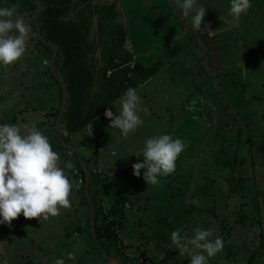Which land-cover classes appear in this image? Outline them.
<instances>
[{
  "label": "rangeland",
  "instance_id": "obj_1",
  "mask_svg": "<svg viewBox=\"0 0 264 264\" xmlns=\"http://www.w3.org/2000/svg\"><path fill=\"white\" fill-rule=\"evenodd\" d=\"M113 1L120 6L115 18L125 36L122 46L136 61L146 67L172 58L135 87L143 124L127 137L96 117L63 142L77 154L63 146L52 115L45 114L57 105V88L32 29L25 55L13 65H0V125L15 124L24 133L25 125L35 123L60 154L61 167L74 164L65 173L79 184L70 196L71 208L61 209L59 216L37 221L21 214L10 227L0 224V264H54L61 258L65 264H117L102 256L84 226L78 157L101 171L91 175L88 191L96 189L105 208L114 201L121 208L118 238L126 254L144 257L138 264H190L170 237L177 228L191 237L196 227L211 229L213 239L223 240V250L209 264H246L248 259L264 264V248L258 247L259 233L264 240V0H251L238 23L229 14L230 0H199L207 9L202 27L216 30L212 36L193 31L173 0L165 3L170 11L163 3L153 5L165 8L166 15L153 7H131L128 0ZM11 6L0 0V7ZM23 9L30 25V11ZM177 22L190 27L189 43L176 32ZM93 31L92 18L89 40ZM97 37L105 51L107 43ZM114 106L118 115L119 100ZM163 134L183 139L187 147L174 174L161 178V186L146 185L144 170L135 177L132 165L142 162L136 155L146 140ZM70 252L74 260L67 258Z\"/></svg>",
  "mask_w": 264,
  "mask_h": 264
},
{
  "label": "clouds",
  "instance_id": "obj_2",
  "mask_svg": "<svg viewBox=\"0 0 264 264\" xmlns=\"http://www.w3.org/2000/svg\"><path fill=\"white\" fill-rule=\"evenodd\" d=\"M173 3L183 17L189 18L193 31L215 34L216 30H210L207 24L202 27L207 9L199 0H173ZM251 7V0H230L229 14L238 23ZM30 33V25L17 15L16 5L0 7V65H13L25 55ZM140 104L137 89L127 88L119 99V114L105 110L109 127L119 129L124 137L135 132L143 124ZM25 128L22 133L15 124L0 125V224L9 227L21 214L26 220L37 221L59 216L61 209L71 208L73 188H79L65 173V168L73 169L74 164L69 161L61 167L60 154L52 149L48 136L35 123ZM186 147L183 139L168 134L147 139L141 153L136 155L143 157L142 162L132 165L133 176L139 178L143 169L146 185L161 186V178L175 173L176 162ZM212 237L211 229L196 227L191 237L182 235L177 228L170 239L179 254L189 258L190 264H209L210 258L224 247L221 237ZM67 258L74 260L76 254L70 252ZM54 264H65V260L56 259Z\"/></svg>",
  "mask_w": 264,
  "mask_h": 264
},
{
  "label": "trees",
  "instance_id": "obj_3",
  "mask_svg": "<svg viewBox=\"0 0 264 264\" xmlns=\"http://www.w3.org/2000/svg\"><path fill=\"white\" fill-rule=\"evenodd\" d=\"M20 1L25 10L30 11L28 13L30 26L35 33L32 22L35 6L30 0ZM34 1L40 5L37 17L39 30L45 41L50 42L55 47V71L66 89V100L58 125L62 141L66 142L68 136L94 118L103 119L101 113L104 110L110 109L112 114L116 115L114 108L116 101L120 99L127 88H134L138 82L146 80L155 73L160 66V61L157 59L155 64L144 67L138 61L132 60V54L122 46L125 36L121 31L120 24L114 21L116 13L113 11L114 4L112 3L100 5L93 4L90 0ZM93 16H95L93 38L89 40L88 35L90 34ZM96 36L104 38L107 43L105 51L102 49L104 43L99 41L103 47L98 45V40L101 39L96 38ZM34 40L47 53L46 59H48L50 47L37 37H34ZM99 48L100 52L98 56H95ZM45 69L51 76L47 65ZM51 78L53 79L52 76ZM54 82L57 88V105L51 113H45L52 115V124L58 115V104L61 98L59 86L55 80ZM76 163L83 185V170L78 160ZM93 166L94 163L91 167L86 166L89 175L87 191L91 175L93 173L101 174L100 171L99 173L92 171L95 169ZM96 186L95 183V188ZM97 193L96 189L92 194L88 191L93 207V224L96 237L94 238L89 230V210L83 193V186L80 188L81 202L85 204L84 226L94 241L99 242L105 255L119 257L123 264H132L128 260L129 256L124 250V245L118 238L117 230L121 225L123 211L116 202L111 203L108 208L102 206L98 201ZM259 234L258 247L264 248L262 234ZM97 248L99 249L98 244ZM249 261L248 259L246 264H249Z\"/></svg>",
  "mask_w": 264,
  "mask_h": 264
},
{
  "label": "water",
  "instance_id": "obj_4",
  "mask_svg": "<svg viewBox=\"0 0 264 264\" xmlns=\"http://www.w3.org/2000/svg\"><path fill=\"white\" fill-rule=\"evenodd\" d=\"M30 1L35 6V10L33 12L32 22H33V28H34L36 37L41 42L47 44L50 47V54H49V57H48V60H47V66H48V69H49V72H50L51 76L53 77V79L58 84L60 92H61V98H60V101H59V104H58V115L56 116V119L54 121V127H55V129L57 131L58 138H59L60 142H62L63 146L65 148L71 150L73 153L77 154L76 150L70 144H67V143L64 144L63 143L62 137H61V133L59 132L58 125H59V120H60L61 115H62L63 106H64V103H65V100H66V89H65V86H64L63 82L57 76L56 71H55V66H54V56H55V52H56L55 51V47L50 42L45 41V39L43 38V35L41 34V32L39 30V27H38L37 17H38V13H39V10H40V5H39V3L37 1H34V0H30ZM168 2H171V0H168ZM78 161H79V164H80V166H81V168L83 170V193L85 195V199L87 201L88 210H89V216H88L89 230H90L91 235L94 238H96L95 237V232H94V224H93V207H92L91 201L89 199L88 191H87V184H88V177H89L88 169H87V167L85 165V162H82L80 157H78ZM97 244H98L100 253L102 254V256L105 259L110 260V261H114L117 264H123L122 260L119 257L105 255L103 253V249H102L101 245L99 244V242H97Z\"/></svg>",
  "mask_w": 264,
  "mask_h": 264
},
{
  "label": "crops",
  "instance_id": "obj_5",
  "mask_svg": "<svg viewBox=\"0 0 264 264\" xmlns=\"http://www.w3.org/2000/svg\"><path fill=\"white\" fill-rule=\"evenodd\" d=\"M166 1L167 0H128V2H129V4H130V6L131 7H141V6H145L146 8H148V9H150V8H152L153 7V9H155L156 10V13L159 15H166V10H165V8H163V7H160L159 9L156 7V6H153L154 5V3L155 2H157V4H159L160 3V5H163V4H165L166 3ZM90 2H92V0H90ZM159 2V3H158ZM110 3H112V4H114V8H113V11L117 14L118 12H119V9H117L116 7H120L119 6V4L117 3L116 4V2L115 1H113V0H111V1H107L106 2V0H105V2H103V3H96V2H93V4H100V5H109ZM163 3V4H162ZM165 6L167 7V9H168V11H170L169 10V6H167L166 4H165ZM151 10V9H150ZM121 11H122V9H121ZM123 12V11H122ZM93 18V20H95V16H93L92 17ZM116 19V21L118 22V20H117V18H115L114 17V20ZM119 23V22H118ZM178 23V25H179V28H178V30L176 31L178 34H182V36H185V38H183V40H185L186 38H190V36H189V29H190V27H187L186 26V29L185 28H183V26H185L184 24H182V25H180L179 24V22H177ZM188 29V30H187ZM188 39H186L185 41L187 42L188 41V43H189V40ZM191 39V38H190ZM171 43V42H170ZM178 44H181L180 42H177ZM197 43H199V42H197ZM172 44V43H171ZM123 45V44H122ZM185 47V46H184ZM184 47H182V49L184 48ZM181 48V47H180ZM125 49V48H124ZM126 50V49H125ZM143 51H144V49H143ZM186 51V50H185ZM184 51V52H185ZM99 53V52H98ZM98 53L97 54H95V55H98ZM131 56H132V60L133 61H136V56L134 55V53H132L131 52ZM179 58L180 57H178V59L177 60H179ZM159 60V59H158ZM172 60V58H168L166 61H167V63H161L160 62V66H159V68H162V67H164V66H166L167 64L168 65H170L171 64V61ZM192 60H193V58H192ZM165 61V62H166ZM140 63V62H139ZM130 64H131V62H130ZM142 64V63H141ZM108 73V72H107ZM106 73V74H107ZM148 79V78H147ZM147 79L146 80H144V81H142V82H138L137 83V85H144L146 82H147ZM214 83V82H213ZM136 85V86H137ZM135 86V87H136ZM134 87V88H135ZM119 100V99H118ZM103 119H106V118H104L103 117ZM75 133V132H74ZM72 135V134H71ZM70 144V143H69ZM93 167H95V168H97V166L94 164V166ZM97 169H99V168H97ZM101 172V171H100ZM102 174V173H101ZM97 197H98V201H99V203L103 206V202H102V200H101V198H100V196H99V193H97ZM115 202V201H114ZM121 243H122V241H121ZM122 245H123V243H122Z\"/></svg>",
  "mask_w": 264,
  "mask_h": 264
},
{
  "label": "built area",
  "instance_id": "obj_6",
  "mask_svg": "<svg viewBox=\"0 0 264 264\" xmlns=\"http://www.w3.org/2000/svg\"><path fill=\"white\" fill-rule=\"evenodd\" d=\"M102 117L108 119L105 115V110L101 113ZM92 171H95L97 173H99L100 170H96V169H93ZM129 256V261L132 263V264H138V263H141L143 262L144 260V257L143 256H137L136 258L132 255V254H128Z\"/></svg>",
  "mask_w": 264,
  "mask_h": 264
},
{
  "label": "flooded vegetation",
  "instance_id": "obj_7",
  "mask_svg": "<svg viewBox=\"0 0 264 264\" xmlns=\"http://www.w3.org/2000/svg\"><path fill=\"white\" fill-rule=\"evenodd\" d=\"M12 2V3H10ZM8 4H11V5H16L17 6V12H19L20 16H23V13H24V6L23 4L21 3L20 0H16V1H9L8 0ZM35 37H36V34H35Z\"/></svg>",
  "mask_w": 264,
  "mask_h": 264
}]
</instances>
